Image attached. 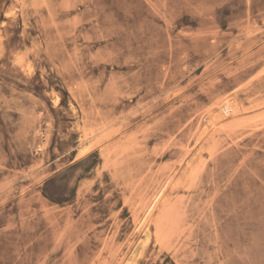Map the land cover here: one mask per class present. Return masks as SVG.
Segmentation results:
<instances>
[{"label":"rangeland","instance_id":"rangeland-1","mask_svg":"<svg viewBox=\"0 0 264 264\" xmlns=\"http://www.w3.org/2000/svg\"><path fill=\"white\" fill-rule=\"evenodd\" d=\"M0 264H264V0H0Z\"/></svg>","mask_w":264,"mask_h":264}]
</instances>
